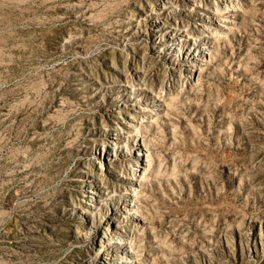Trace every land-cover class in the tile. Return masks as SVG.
Segmentation results:
<instances>
[{"label":"rangeland","instance_id":"rangeland-1","mask_svg":"<svg viewBox=\"0 0 264 264\" xmlns=\"http://www.w3.org/2000/svg\"><path fill=\"white\" fill-rule=\"evenodd\" d=\"M0 264H264V0H0Z\"/></svg>","mask_w":264,"mask_h":264}]
</instances>
